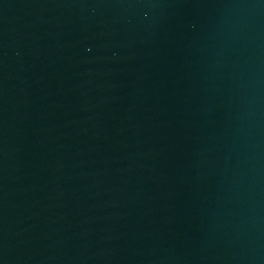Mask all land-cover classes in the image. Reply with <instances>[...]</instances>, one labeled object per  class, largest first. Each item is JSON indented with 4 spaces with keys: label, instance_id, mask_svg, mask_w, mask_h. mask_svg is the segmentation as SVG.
<instances>
[{
    "label": "water",
    "instance_id": "water-1",
    "mask_svg": "<svg viewBox=\"0 0 264 264\" xmlns=\"http://www.w3.org/2000/svg\"><path fill=\"white\" fill-rule=\"evenodd\" d=\"M0 215L264 258V0H0Z\"/></svg>",
    "mask_w": 264,
    "mask_h": 264
}]
</instances>
